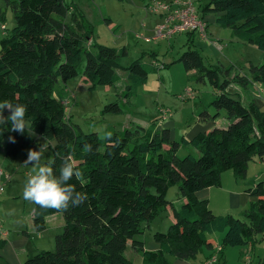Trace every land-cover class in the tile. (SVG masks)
<instances>
[{"label": "trees", "instance_id": "16d2710c", "mask_svg": "<svg viewBox=\"0 0 264 264\" xmlns=\"http://www.w3.org/2000/svg\"><path fill=\"white\" fill-rule=\"evenodd\" d=\"M196 1L200 16L213 13L217 23L233 28L246 43L264 49V0ZM6 3L13 11L14 26L6 31L0 7V28L6 33L0 37V100L27 106L28 130L54 140L49 161L54 171L58 172L64 161H71L81 172L71 183L86 196L82 204L67 210L44 209L33 204L32 222L36 231L45 228L46 216L57 212L62 213L63 226L55 235L54 249H40L27 256L23 264H131L124 253L127 247L141 251L142 264H168L169 257L192 259L203 247L212 248V254L215 250L210 234L216 231L223 233L220 249L216 251L219 260L225 247L245 246L257 234L264 235V180L259 179L245 189L254 200L243 211L242 219L229 213L215 214L207 199L195 195L200 189L220 185L224 170H231L236 178H244L253 156H264V109L253 101L243 104L238 95L228 91L232 82L229 75L220 79L216 67L205 66L196 48L189 47L177 58L186 70L195 69L198 77L206 79L213 89L209 102L213 112L203 109L198 118L214 119L224 114L228 119L224 126H212L190 139L180 140L172 139L167 127L156 130L140 125L123 130L108 127L102 137L96 131L84 132L69 121L68 109L60 102L63 97L55 95L56 83L80 75L90 88L113 85L118 79L116 69L122 68L128 79L124 86L127 97L146 81L147 68L139 60L121 66L118 50L94 42L92 29L84 21L67 23L70 5L64 0H6ZM185 32L190 39L195 34ZM90 37L91 46L87 47L85 42ZM82 55L85 63L78 74ZM229 71L230 68L226 69V75ZM235 76L241 85L245 79L263 82L264 59L251 64L247 76L238 73ZM103 108L122 112L116 101L106 103ZM4 132L9 133L3 146L4 155L14 160L32 138L28 131ZM9 137H14L15 142ZM181 144L192 145L198 155L187 152L179 157L176 151ZM175 184L184 197L178 206L166 198L168 187ZM167 207L172 221L166 231L152 234L158 248L145 249L143 241L135 235L141 232L143 223ZM5 242L0 235V248Z\"/></svg>", "mask_w": 264, "mask_h": 264}, {"label": "rangeland", "instance_id": "374dc122", "mask_svg": "<svg viewBox=\"0 0 264 264\" xmlns=\"http://www.w3.org/2000/svg\"><path fill=\"white\" fill-rule=\"evenodd\" d=\"M64 1L70 5V10L65 17L67 23L74 24L75 20H77L82 24L84 21L85 25L92 29L94 42L112 46L118 50L120 53L118 61L121 66H126L134 60H139L148 71L146 81L135 88L132 96L130 98L127 97L128 100L117 94L124 91V85L127 82L126 71L122 68L116 70L119 77L113 85H96L93 88L85 85L82 87L83 83L79 79L80 75L67 80L69 81L66 83L69 86L68 90L64 87L62 81L56 83L54 88L55 95H61L69 101L68 111L66 112L69 121L77 125L82 131H96L101 137L104 136L105 129L108 127L115 130L123 129L122 125L127 121V115H137L139 118L149 122L153 119L155 121L159 120L160 112L156 109L157 105L171 110V114L167 116V119L174 118L180 123L190 118H192L191 122H194L193 119L195 121L198 120L201 108L196 111L194 103L195 105H200V101L208 103L212 99L214 92L206 79L198 77L199 73L195 69L186 70L182 62L177 60L178 55L189 47L199 50L205 66L216 67L220 79L229 75L236 88H241L242 86L238 83L235 74H246L247 76L250 73V65L259 64L264 59V49H258L243 41L233 28L217 23L213 19V13L209 12L206 13L208 20L206 27L208 37L206 39L200 38L197 34H194L190 39L186 32H177L169 37L157 36L156 39H153L155 26L162 22L163 17L161 21L159 19L154 22V19L160 13L149 12L148 7L157 1L170 2L171 0ZM202 1L205 2V0ZM194 3L198 4L199 2L195 0ZM0 7L4 11L3 22L7 28L6 31L9 32L14 26L13 11L7 5L6 0H0ZM74 10L75 12H73ZM107 18L110 19L108 22ZM4 34L6 33L0 28V37ZM211 37L217 44L211 43ZM91 42L90 37L85 42L86 46L90 47ZM84 63L85 56L82 55L77 65L78 74H81ZM228 68H230V71L226 75V69ZM259 83L256 84L258 88L255 87L257 105L264 109V84L262 85L264 81ZM186 88H193L196 96L179 98L178 95ZM255 88L251 89L255 91ZM71 93H73V97H70ZM115 101L120 105L122 112L103 110L106 103ZM223 118L220 123L228 121L226 117ZM8 136V132H4L2 137H0V183L4 186V193L1 194L2 196L0 195V220H2L1 222H3L6 230H12L20 225H24L21 229L25 230V220L32 214L33 203L24 200L22 193L32 165L22 161L26 153L24 150H20L14 160H9L5 157L3 145ZM180 137L181 133H178L177 139H180ZM183 146L176 151L179 157H182L187 152L198 155V150L192 145L183 144ZM42 147L47 148L46 145ZM37 148L40 147H36L35 150ZM30 149L34 150L33 148ZM47 152L51 154L50 149H46L42 163L47 160ZM254 161H258V163L255 164L252 173L264 179V173L262 174L264 170L262 171L259 168V164H261L264 169L262 162L264 159L262 160L258 155H254L249 167L253 165ZM222 172H231V170L227 169ZM249 176L248 173L247 177H241L238 180H248ZM181 197L177 184L168 187L166 198L173 202L174 205L178 206L181 203ZM247 198L250 200L246 206H233L230 210L227 206L233 204L226 202L223 198V201H218L219 208L214 209V211H220L221 215L222 213L223 215L229 213L242 219L244 217L243 211L249 209L254 200L249 194ZM57 214L62 221V213L57 212ZM170 216L169 207H167L152 220L143 223L141 232L136 234L135 237L141 241H147L155 231H166L171 222ZM54 222L53 219H48L42 233L37 231L29 235L30 248L34 249L33 251L54 249L55 235L61 232L62 229V225L53 224ZM216 232L220 233L219 231ZM255 238L256 240L253 241L255 252L251 251V261H247L250 264H258L257 255L259 252L264 253V235L257 234ZM35 252L31 253L34 254ZM124 253L131 261V264H142L141 251L127 247ZM32 254H29V256ZM237 257L231 254L228 264H245L246 260H239V256ZM223 261L219 257V262H215V264H223ZM178 262L185 261L169 257L168 264H178ZM199 263L198 257L187 260V264Z\"/></svg>", "mask_w": 264, "mask_h": 264}, {"label": "crops", "instance_id": "0c3cea01", "mask_svg": "<svg viewBox=\"0 0 264 264\" xmlns=\"http://www.w3.org/2000/svg\"><path fill=\"white\" fill-rule=\"evenodd\" d=\"M152 6H153V4H151L148 7L149 12H151V13H158L159 12L160 13L158 15V17L154 19V22L156 20H159V19L161 21V18L163 17L165 11L161 12L162 11L161 9L154 10V9H152ZM204 17L207 20V16L204 15ZM213 19H215L214 16H213ZM207 24H208V20H207ZM178 33H180V32H178ZM210 40L212 43L214 39L212 38ZM116 73H117V71H116ZM117 75H118V73H117ZM79 79L81 80V83H83L82 87H84L85 85H88V87H89V83L84 82L82 76H80ZM126 79H127V74H126ZM67 82H69V81H65V82L62 81V83L64 84V87H66V89L69 88V86L66 84ZM127 82H128V79H127ZM257 83L260 84L259 82H253V81H249V80L245 79V84L244 85L240 84L242 87L236 88V86L234 87L233 82H231L229 84L227 90L232 92L233 94L238 95L243 104H248L250 101H253L256 104H258L256 88H255V87H257V85H256ZM263 84L264 83H262V85ZM251 88H255V91H254V89H251ZM192 90H193V88H192ZM117 94L120 97L124 98L125 100H128L127 97L130 98L132 96L131 94H129V96L125 97L124 91H121V93H117ZM181 94L178 95L179 98H181L180 97ZM72 95H73V93L70 94V97H73ZM59 96H61V95H59ZM195 96H196V92H195ZM209 102L203 103L202 101H200V105H195V103H194V108L196 111L200 108H201L200 110L207 109L211 113L213 111L211 109V106H209ZM159 106L157 105V108H156L158 110V112H159ZM131 111L133 112V110H131ZM196 111H194V112H196ZM170 114H171V110L169 111L168 115H170ZM159 116H160V114H159ZM167 116L164 119L159 118V120H157V121H155V119H153L151 122H149L147 120H143V119L139 118L137 115L136 116L127 115V121L122 125V128L123 129L124 128H131L135 125H140L144 129L156 130V129H159L161 127H167V128H169L171 138L175 139V140H180L181 138L190 139L198 131L208 130L212 126H224L228 123V121H224L223 123H220L221 121H223V119H224L223 117H225L224 114H221L220 116H218L217 118H214V119L213 118H209V119H207V118L206 119H199L198 118L197 121H195L193 119L194 122H191L192 118H190V119H186L182 123H180L177 120H174V118L173 119H167L168 118ZM178 122H179V124H178ZM218 123H220V124H218ZM131 124H134V125H131ZM221 124H224V125H221ZM27 127H28V124H27ZM123 129H121V130H123ZM29 133L31 135L32 142L25 149H23L24 151H26V153L24 155L25 158H23L22 161L24 162L26 160L28 149L33 148L35 150L36 147H42L43 145H46L47 146L46 149L47 150L50 149V151H51V154L49 152H47L48 156L46 155V159H47L46 161L49 162L52 158V155H53L54 140H46L45 138L38 136V135H35V134L31 133L30 131H29ZM178 133H181L180 139H177ZM34 141H35V144L33 143ZM182 146H183V144H181L178 147V149ZM263 159L264 158H262V160ZM262 162L264 164V161H262ZM257 163H258V161H256V162L254 161L252 166H250V167L248 166L249 168L247 169V173H246V177H247L248 173L250 175L248 180L240 181V180H238V178H236L232 174V172H222L220 185L209 186V187H205L203 189H200V190L195 192L196 197L202 198V199L203 198L207 199L208 206L217 215H221V213H219L220 211H214V209L219 208L218 201L219 202L223 201V198L226 202H229V203L231 202V204H233V205L227 206V208L229 210L233 206H235V207L246 206L250 199L247 198L248 193L246 192L245 189L248 186L255 183L257 181V179L262 178V177H259L257 174L252 173L253 168L255 167V164H257ZM259 168L262 169V171L264 170L262 168L261 164H259ZM263 173L264 172H262V174ZM262 180H264V179H262ZM3 193H4V191L1 194H3ZM182 201H184V197H181L180 202H182ZM216 205H217V207H216ZM32 210H33V208H32ZM169 212L171 215L170 220L172 221V214H171L170 209H169ZM62 218H63V216H62ZM48 219H53L55 221L53 224H58V225L63 226V220L61 221V218H60V216H58L57 213L46 216V219H45L46 223H47ZM2 226L4 228L3 222H2ZM22 226H24V225L14 227V229H12V230H9V229L6 230L7 233L4 236H2L6 239V242L0 248V264H23L24 259L27 256H29V254H32L31 252H35V251H33L34 249L30 248V240H29V235L31 233L37 232L33 227L32 214L28 219L25 220V226H26L25 230L21 229V228H23ZM38 232L42 233V230L38 231ZM210 235H211V238L213 240L212 241V247L214 249V247L216 245L220 244L223 233L222 232H220V233L212 232ZM255 240H256V238H255ZM143 246L145 249L148 248V249L155 250L158 248L159 245L156 241H154L152 239V235H151V237L147 241H143ZM35 250H36V248H35ZM251 251L255 252V245L253 244V242L248 243L245 246H228V247H225L223 249V253L221 255V257H222L221 260H224L223 264H228L229 256L231 254H234V257H236V258H238L237 256H239V260L241 259L244 261V260H246V257L248 256L249 261H251ZM211 252H212V248L203 247L200 250V252H198L194 258L196 259V257H198V260L200 262L199 264H202L203 261L205 260V258L207 256H209L211 254ZM257 258L259 260L258 264H261V261L264 259V253L259 252V254L257 255ZM180 260H183L185 262H178V264H187V260H185V259H180ZM215 262L218 263L219 260H217ZM215 262H213L211 264H215ZM248 264H250V262Z\"/></svg>", "mask_w": 264, "mask_h": 264}, {"label": "clouds", "instance_id": "9594fccd", "mask_svg": "<svg viewBox=\"0 0 264 264\" xmlns=\"http://www.w3.org/2000/svg\"><path fill=\"white\" fill-rule=\"evenodd\" d=\"M27 111L25 104L0 100V137L6 130L20 134L27 132ZM9 139L15 142L14 137ZM45 150V147H40L27 153L25 163L32 165V168L23 188V199L44 209L67 210L70 206H79L86 196L78 192L71 181L74 177H80L81 172L67 160L55 172L52 162H41Z\"/></svg>", "mask_w": 264, "mask_h": 264}, {"label": "built area", "instance_id": "2783aa9c", "mask_svg": "<svg viewBox=\"0 0 264 264\" xmlns=\"http://www.w3.org/2000/svg\"><path fill=\"white\" fill-rule=\"evenodd\" d=\"M195 0H171L170 2H161L157 1L153 4L152 9L159 10L161 9L164 12L163 20L158 25L155 26V34L153 39H156L157 36H167L184 31H193L200 38L206 39V27L207 20L204 16H200L195 7ZM4 27V24L1 26ZM148 40V38H146ZM214 45L217 44L215 40L212 42ZM194 97L195 92L186 88L184 92L180 95L181 98ZM60 102L64 105V108L67 109L68 99L60 98ZM169 109L166 107H159L160 118L164 119L169 114ZM4 186L0 183V193L3 191ZM7 233L6 229L3 228L2 222L0 220V235L4 236ZM220 249V244L214 247V252L207 257L202 264H211L218 260L217 252ZM249 257H246L245 264H248Z\"/></svg>", "mask_w": 264, "mask_h": 264}]
</instances>
